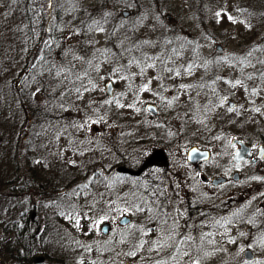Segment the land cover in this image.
<instances>
[{"label":"rangeland","instance_id":"374dc122","mask_svg":"<svg viewBox=\"0 0 264 264\" xmlns=\"http://www.w3.org/2000/svg\"><path fill=\"white\" fill-rule=\"evenodd\" d=\"M210 1L0 0V98L9 115L0 121V175L13 178L14 148L22 167L29 153L55 148L62 169L75 167L66 170L74 169L77 180L69 188L49 173L20 200L14 192L13 226L36 217L42 228H54L42 234L47 247H37V257L52 258L41 255L43 264H264V217L252 213L264 202V172L251 175L250 162L236 166L232 143L264 144V0H213L216 26L202 29L191 14ZM176 13L182 26L171 30L167 16ZM149 103L158 107V120ZM183 143L212 151L205 172L218 175L232 163L230 175L239 171L240 180L218 188L200 178L173 185V173L190 175L186 163H177L176 145ZM123 167L132 185L113 188L115 204L100 203L96 198L106 195L91 174L112 182ZM123 215L132 223L120 228ZM105 221L113 225L109 237L100 232ZM246 249L254 260L244 258ZM196 250L202 263L190 255ZM7 256L1 264H15Z\"/></svg>","mask_w":264,"mask_h":264},{"label":"trees","instance_id":"16d2710c","mask_svg":"<svg viewBox=\"0 0 264 264\" xmlns=\"http://www.w3.org/2000/svg\"><path fill=\"white\" fill-rule=\"evenodd\" d=\"M15 3L17 5L24 6L26 4V0H15ZM1 77L2 76L0 73V85L3 88L5 81ZM0 102H3L0 104V106H2L0 107V121L3 123H7V119L9 118V115L7 114L8 105L1 98H0ZM5 140H6V133L1 127L0 128L1 149H4V147L6 146ZM41 141L39 145L43 146L44 144H42ZM16 142L19 143L18 140ZM51 152H49L51 153L49 155H39L37 153H35V155H32L31 153H29V156L27 157L28 163L26 164L25 167H22V165L21 166L16 165L17 159H19L18 158L19 150L17 148H14V151L12 152V154H10L11 155L10 161L8 160L13 165V170H14V173L12 174L13 178L4 179L2 175H0V264L2 263L3 260H6V258L8 257L7 255H9L14 260L15 264H17L18 261L20 264H43V262H40V260H43V258H41V255L46 256L45 260L52 259L51 257H48L46 255L47 253L45 252L41 253L37 257L38 252H40L37 250V247H41V246L42 248L47 247L44 241L45 239L42 234H45L46 230L48 229L54 230V228H50L48 224L44 225V227L42 228L40 220L36 219V217L35 220H33L32 222L27 217L26 220H24L26 221L24 222L26 223V226L17 227V226H13L14 223L15 225H17V220L13 221L10 218L12 217L10 214V209L12 207L14 208L15 206V204L13 206L12 203L13 196L16 194L14 192H18V199L20 200L19 198L20 194L22 193L27 194V192L30 189L35 188L36 187L35 185L39 184L40 181L44 180L43 177L41 176L42 174H49V173H52L53 175L57 174L56 175L57 180H61L63 182L62 183L63 187L66 188H69V186L73 185L75 181H77L73 173L74 169H72L69 172L66 171L75 167H71L68 164H64L68 167H64L62 169L59 165L62 163L63 157H60V153L57 150V148L53 149ZM47 156L48 157L50 156L49 157L50 161H48ZM122 170L124 171H122L118 177L112 180V182H110L109 179H107L104 175H97L96 174L98 173L97 171H94L92 173L93 175L91 174V177H95L93 180H95L96 183L97 181L101 182L100 184H96V185L100 187L101 191L105 192L104 194L106 195L104 197L102 193L100 196L96 198L100 203H105L104 205H111L112 203L115 204L117 201V196L115 195L113 188L116 187L118 190L121 189L123 186L128 188L132 185L131 178L129 175H127L128 173H126V170H128L129 172L131 170H129V168L125 169V167H123ZM23 171L25 173L22 174ZM100 174H102L101 171ZM43 193H45V191H42V193L40 192L41 198H39V200L41 199L40 201L45 202L47 201L48 197ZM85 200L86 199H84L83 201ZM59 201L62 205H64V199L62 198V196L59 197ZM17 202H19V205H22L20 201L17 200ZM21 216H26V215L24 212H22ZM45 220H49V219H45ZM20 221H22V219H20ZM11 231L15 234L13 238L9 236V232ZM35 258H37V260H35Z\"/></svg>","mask_w":264,"mask_h":264},{"label":"flooded vegetation","instance_id":"af4514ba","mask_svg":"<svg viewBox=\"0 0 264 264\" xmlns=\"http://www.w3.org/2000/svg\"><path fill=\"white\" fill-rule=\"evenodd\" d=\"M215 4L216 3L213 0L210 1L209 3L207 2V5H206V2H204V3H202L201 7L197 10L198 13L196 11H193L192 12L191 18L194 21H196L195 22V25L196 26H199L202 29L205 26H210V25L211 26H216V23H217V13L213 10V7L215 6ZM137 9H138V7H137ZM137 9H136V13L135 14H137ZM210 9H212V10H210ZM124 11H127L129 13L128 16L130 15V11H128V10H124ZM138 13H140V11H138ZM148 13H150V12H143L142 14H148ZM182 18H184V17H182L181 13L180 14L179 13H176V15L169 14L167 16L169 28L171 30H173V29H178V28H174L175 26H180V25L182 26ZM176 23H177V25H176ZM151 119L158 120L159 119V116H157V117H152L151 116ZM186 136L187 135L181 136V137L182 138H185ZM153 139H155V138H153ZM234 139L242 140V139H239V138H233L232 141ZM244 142L246 143V145H248L250 147V149H251V155L246 160H244L239 166L243 165L246 162H250L251 166L254 169V171L251 173V175L259 176L261 173L264 172V170L262 169V164H261L263 162V160H264V154L261 157L258 156V154H259V148H260V146H264V144H259L258 146H255V145H252L248 141H244ZM195 145L199 146L198 144H195ZM233 145H235L236 148L238 146V144H236L234 142H233ZM192 146H194V144L193 145H190L189 143H183V144L176 145V147H179V150H178V148L176 150H178L179 153H181V158H180V160L177 161V163L179 165L180 164H183V163L184 164L186 163L189 166V168H190L189 169L190 175L188 173H183V172L173 173L172 176H171V183L173 185L182 186V185L185 184V185H189L190 186L191 184H194L196 182V180H198L199 178L201 179V183L204 186H207V187H215V188L229 185L232 181L237 182V181H235L233 179V175H234V173L236 171H234L230 175V171L234 167L232 163H230V165H228V167L223 172L220 171L221 174H218V175L215 174V173L214 174L208 173V172H205L203 170V166L205 164L209 163V161H210V159L212 157V151L210 149L209 150L211 151V157H210L209 160L201 161V162H198L197 164L190 163L189 160H188V158H187V153H188L189 148L192 147ZM236 148H235V150H236ZM206 149H208V148H206ZM183 154H185V156H183ZM165 162H167V161H165ZM233 163L236 165V163L234 161H233ZM216 173H219V171H216ZM219 176L225 177L226 178V181L224 183L218 184L217 186H214L213 185V182H212V179L213 178H216V177H219ZM261 182H263V181H261ZM159 197H162V196L159 195ZM258 211H260L261 215L264 217V202L261 203V204H259L258 208L254 209L252 211V213L255 214ZM131 223H132V221L130 223H128L127 225H125V226H122V225H119V226H120V228H124V227L130 225ZM112 231H113V225L110 223L108 233L105 234L104 236L105 237H109V234H111ZM178 236H180V238L183 237L181 235H178ZM174 237H177V235L174 236ZM170 253H174V251L172 250V251H170ZM184 254L185 253L179 255V259ZM188 255H189V253H188ZM190 255L193 258H195L198 255L197 250L196 251H190ZM174 260H178V257L175 258ZM195 260H196V262L199 261L200 263H202V261L204 260V255L198 256L197 258H195ZM179 264H187V263L184 262V261H182V259H180V263Z\"/></svg>","mask_w":264,"mask_h":264},{"label":"water","instance_id":"95a60500","mask_svg":"<svg viewBox=\"0 0 264 264\" xmlns=\"http://www.w3.org/2000/svg\"><path fill=\"white\" fill-rule=\"evenodd\" d=\"M124 15L127 16L128 15V12L127 11H124ZM218 49H222V47L219 45L218 46ZM107 92L108 94L112 95L113 94V90H114V85H113V82L112 81H109L107 83ZM228 104H229V107L230 108H234L236 106V103L229 100L228 101ZM147 110L149 112H151L152 114H157L158 113V110L156 108L155 105H148L147 106ZM234 143H237L240 145V147H238L235 152H234V161L237 163V164H240L242 163L245 159H247L250 155H251V149L248 145H246L243 141L241 140H237V139H234L233 140ZM264 154V146H260L259 148V154L258 156H262ZM210 157V151L209 150H205V149H200L199 147L197 146H194L192 147L189 152H188V160L191 162V163H197V162H200V161H204V160H207L209 159ZM239 173L236 172L234 175H233V179L238 181L239 180ZM226 181V178L223 177V176H219V177H216V178H213L212 179V182L214 185H218L220 183H224ZM130 222V217L124 215L121 217V219L119 220V223L122 224V225H125V224H128ZM109 224L108 223H104L102 226H101V231L103 233H108V230H109ZM250 230V229H249ZM244 257L245 259L247 260H253L255 255L253 253L252 250L248 249L244 252Z\"/></svg>","mask_w":264,"mask_h":264},{"label":"bare ground","instance_id":"6f19581e","mask_svg":"<svg viewBox=\"0 0 264 264\" xmlns=\"http://www.w3.org/2000/svg\"><path fill=\"white\" fill-rule=\"evenodd\" d=\"M173 222H174V221H173ZM202 223H204V220L202 221ZM175 224L180 225V224L178 223V221H176V219H175V223L173 224V226H174ZM215 231H216V230H215ZM172 237H174V236H172ZM204 237L206 238V236H205L204 234H202V235L200 236V238L202 239L201 242H202V243H204V242H208L207 240L204 239ZM218 245H219V244L217 243L216 246H218Z\"/></svg>","mask_w":264,"mask_h":264},{"label":"snow or ice","instance_id":"6c2138e0","mask_svg":"<svg viewBox=\"0 0 264 264\" xmlns=\"http://www.w3.org/2000/svg\"><path fill=\"white\" fill-rule=\"evenodd\" d=\"M237 83H239V82H237ZM144 90H147V85L144 86ZM230 110H231V109H230Z\"/></svg>","mask_w":264,"mask_h":264}]
</instances>
